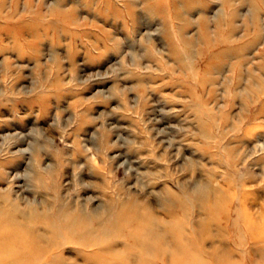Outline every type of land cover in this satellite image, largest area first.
I'll use <instances>...</instances> for the list:
<instances>
[{
	"label": "rangeland",
	"instance_id": "rangeland-1",
	"mask_svg": "<svg viewBox=\"0 0 264 264\" xmlns=\"http://www.w3.org/2000/svg\"><path fill=\"white\" fill-rule=\"evenodd\" d=\"M0 215L28 264H264V0H0Z\"/></svg>",
	"mask_w": 264,
	"mask_h": 264
},
{
	"label": "bare ground",
	"instance_id": "bare-ground-1",
	"mask_svg": "<svg viewBox=\"0 0 264 264\" xmlns=\"http://www.w3.org/2000/svg\"><path fill=\"white\" fill-rule=\"evenodd\" d=\"M30 240L14 225L2 221L0 215V264H28L36 258L32 254ZM42 251V250H41Z\"/></svg>",
	"mask_w": 264,
	"mask_h": 264
}]
</instances>
